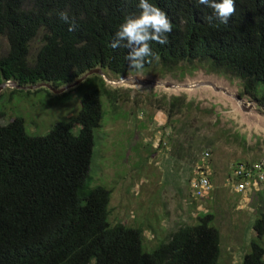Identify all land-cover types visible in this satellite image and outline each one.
<instances>
[{"label": "trees", "instance_id": "16d2710c", "mask_svg": "<svg viewBox=\"0 0 264 264\" xmlns=\"http://www.w3.org/2000/svg\"><path fill=\"white\" fill-rule=\"evenodd\" d=\"M149 2L167 14L173 30L165 45L150 41L159 59L146 58L139 71L155 64L172 70L180 63H207L215 74L240 79L244 95L264 108V0H235L227 24L198 0ZM138 3L0 0V85L46 82L59 89L95 68L116 76L139 72L129 69L123 42L111 46L125 19L140 14ZM62 12L75 21V31H68ZM74 90L85 91L79 112L45 135H30L23 117L4 124L0 111V264H218L220 232L210 212L180 226L151 252L144 249L142 227L111 223L112 190L91 186V163L95 131L105 118L102 97L116 108L119 95L99 75ZM180 101L182 106L178 97L168 101L170 111ZM191 137L181 130L174 159L187 160ZM253 230L242 264H264L263 210Z\"/></svg>", "mask_w": 264, "mask_h": 264}, {"label": "rangeland", "instance_id": "374dc122", "mask_svg": "<svg viewBox=\"0 0 264 264\" xmlns=\"http://www.w3.org/2000/svg\"><path fill=\"white\" fill-rule=\"evenodd\" d=\"M104 73L110 80L134 77L176 85L174 89L140 86L135 79L118 86L106 83L119 97L116 108L107 96L102 97L105 118L95 131L91 186L112 190L111 223L142 227L144 249L151 252L178 228L177 219L180 226L193 225L200 214L210 212L213 226L220 232L218 264H242L256 236L253 223L257 211H264V187L236 193L228 181L234 165L264 158V108L244 95L240 79L215 74L207 63H180L172 70L155 64L123 76ZM206 82L241 97L243 107L211 86L184 88ZM75 88L55 94L41 87L27 94L25 90L13 93L16 89L8 87L0 92L3 123L23 117L30 135H45L55 124L79 112L85 91L80 93ZM175 97L183 105L180 101L170 111L168 101ZM158 113L164 115L161 127L156 120ZM183 129L192 136L188 139L191 149L186 153L187 160L177 161L172 157L174 143L181 141ZM205 152L210 157L203 168L214 190L210 197L198 198L193 183L201 175ZM185 173L187 179L181 183V190L165 186L181 181ZM160 183L164 184L162 188ZM261 244L264 247V237Z\"/></svg>", "mask_w": 264, "mask_h": 264}, {"label": "clouds", "instance_id": "9594fccd", "mask_svg": "<svg viewBox=\"0 0 264 264\" xmlns=\"http://www.w3.org/2000/svg\"><path fill=\"white\" fill-rule=\"evenodd\" d=\"M200 5H205L213 11V14L220 23L227 24L235 14V0H198ZM138 8L140 14L136 17H127L115 33L112 47H126L129 62V69L139 71L143 69L146 58L159 59L150 47V41L160 45L168 43L167 34L173 30V24L167 14L159 7L153 5L149 0H139ZM60 19L69 25L68 31L76 30V23L70 20L67 12L60 13ZM209 20L212 17H208ZM150 62V61H148Z\"/></svg>", "mask_w": 264, "mask_h": 264}, {"label": "built area", "instance_id": "2783aa9c", "mask_svg": "<svg viewBox=\"0 0 264 264\" xmlns=\"http://www.w3.org/2000/svg\"><path fill=\"white\" fill-rule=\"evenodd\" d=\"M204 156L205 158L202 160L204 164L201 166L202 168H199L201 175L193 183L198 198L210 197L214 190L210 178L203 168L210 154L205 152ZM228 184L232 186V190L236 193L260 191L264 187V158L254 162L234 165Z\"/></svg>", "mask_w": 264, "mask_h": 264}, {"label": "water", "instance_id": "95a60500", "mask_svg": "<svg viewBox=\"0 0 264 264\" xmlns=\"http://www.w3.org/2000/svg\"><path fill=\"white\" fill-rule=\"evenodd\" d=\"M93 75H99L103 78V80L105 81V83H115V81L113 80H110L104 73V70L102 68H95L89 72H87L85 75H83L80 79H78L76 82L72 83V84H69V85H66V86H63L59 89H56L55 87H53L50 83H46V82H43V83H39L37 85H30V86H20L16 81H9L7 83H4V84H1L0 85V92L8 87H12V88H15V89H19V90H25V91H28V90H34V89H37V88H41V87H45L47 88L48 90L52 91L53 93L55 94H62L64 92H66L68 89H71V88H75L77 87L78 85H80L81 83H83L84 81H86L89 77L93 76ZM132 78V77H131ZM134 78V77H133ZM130 77L129 78H123L121 80H119L120 82L123 81V80H126L125 83H127L129 81ZM136 85H140V86H144V85H155V86H165L167 88H176V85L174 84H170V83H165V84H160V83H156V82H153V81H148V80H145V81H137L136 80ZM201 85H205V86H211L213 87L214 90L216 91H222L228 95H230L231 97H233L237 103L239 105H241L243 107V100L241 97L239 96H235V95H231L229 93H227V91L225 89H222V88H217L215 87L213 84L209 83V82H206V83H203V84H193V85H190V86H185L184 88H190V89H193V88H197V87H200Z\"/></svg>", "mask_w": 264, "mask_h": 264}, {"label": "crops", "instance_id": "0c3cea01", "mask_svg": "<svg viewBox=\"0 0 264 264\" xmlns=\"http://www.w3.org/2000/svg\"><path fill=\"white\" fill-rule=\"evenodd\" d=\"M163 116H164V115H162V113H158L157 116H156V118H157L156 120H157V122H158L157 124H158L159 127H161V125L165 122L164 119H163ZM154 117H155V116H154ZM154 119H155V118H154ZM163 125H164V124H163ZM154 148H155V147H154ZM159 153H160V151H159ZM176 165H177V163H176ZM184 172H187V170H185ZM185 175H186V173H185V174H181V176H180L182 182L179 181V179H178L177 181H176V180L173 181V182L171 181L170 183H168V184L165 185V186H166V187L171 186V187H173V188H175V189H177V190H181V187H182V186H181V183H184V184H185V181H186L185 179H187V177H185ZM188 176H189V175H188ZM184 180H185V181H184ZM183 181H184V182H183ZM161 185H162V186H161ZM163 185H164L163 183H160V184H159V186H161L160 188H162ZM177 221H178V223H179L177 229H179V228H180V219H177ZM181 226H182V225H181ZM177 229H176V230H177ZM176 230H174V232H175Z\"/></svg>", "mask_w": 264, "mask_h": 264}, {"label": "bare ground", "instance_id": "6f19581e", "mask_svg": "<svg viewBox=\"0 0 264 264\" xmlns=\"http://www.w3.org/2000/svg\"><path fill=\"white\" fill-rule=\"evenodd\" d=\"M132 79H133V80L135 79V80H137L138 82L140 81V80H138L137 78H133V77L130 78L129 81H131ZM113 81H115V83H111V85H114V86H118V85L124 84V83L126 82V80H123V81H121V82H120V81H116V80H113ZM136 83H137V82H136Z\"/></svg>", "mask_w": 264, "mask_h": 264}]
</instances>
